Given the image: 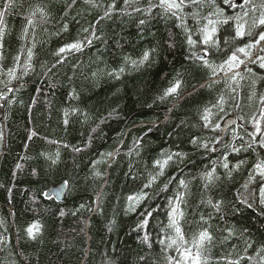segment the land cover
Wrapping results in <instances>:
<instances>
[{"label": "trees", "instance_id": "1", "mask_svg": "<svg viewBox=\"0 0 264 264\" xmlns=\"http://www.w3.org/2000/svg\"><path fill=\"white\" fill-rule=\"evenodd\" d=\"M18 2L20 6L5 18L0 48L3 68L13 67L20 54L19 79L9 83L0 75V264H168V257L178 253L175 246L167 247V240L160 241L175 236L167 227V213L178 196L185 238L191 241L202 228L213 237L206 244L209 264L236 260L264 264V212L255 201L251 208L241 202L248 190L255 196L257 186L264 183L253 167L264 153L256 144V151H245L241 140L234 138L243 136L245 147L252 143L245 129L253 131L252 118L260 119L264 68L259 62H246L251 71L241 65L235 81L230 79L232 72L222 73L224 78L211 88L201 87L211 72L194 55L200 54V45L190 48L186 43L187 29L196 39L197 20L202 25L217 8L225 15L241 9L229 8L223 0L184 2L177 19L158 8L151 16L133 11L147 8L148 0H129L128 5L115 0L111 16L100 19L113 0ZM262 2L250 0L246 7L257 6L252 15L258 17ZM37 9L46 17L42 21L37 11L35 28L23 37L25 18ZM232 31L220 27L217 39L223 41ZM86 37L92 40L90 45L56 55L63 45ZM29 48L32 69L23 75ZM144 51L150 52L149 61L133 68L131 61L139 60ZM252 52L255 59L258 48ZM222 59L212 56L211 63L216 66ZM120 67L125 71L118 79L108 75ZM177 79L178 95L161 100ZM220 96L225 112L216 120L221 127L211 131L202 126L200 115ZM230 115L237 116V124L225 132ZM32 132L37 135L29 139ZM193 137L201 146L190 142ZM233 147L241 151L234 152ZM173 153L182 155L173 156L158 175L155 161ZM225 157L228 169L222 167ZM239 161L244 163L236 168ZM212 168L220 179L205 188L204 174ZM65 182L63 202L45 197L51 186ZM129 196L139 202H129ZM209 200L220 201L221 210L216 212ZM144 220L148 223L140 227ZM33 223L39 225L35 239L26 232Z\"/></svg>", "mask_w": 264, "mask_h": 264}, {"label": "snow or ice", "instance_id": "2", "mask_svg": "<svg viewBox=\"0 0 264 264\" xmlns=\"http://www.w3.org/2000/svg\"><path fill=\"white\" fill-rule=\"evenodd\" d=\"M76 0H72L74 4ZM87 2H91V0H87ZM125 4H129V0H124ZM185 0H148V6L145 9H141L139 7L133 8L135 12L143 11L146 16H151L153 9H160L164 15L171 14L172 16H176L177 19H181V17L177 16V12L182 10V6L184 5ZM223 3L228 5L229 8H237L241 9V13H236L235 15H225V12L221 8H217L215 12L209 14V17H204L203 19L206 21L201 25L200 21L197 20L196 23L198 27L196 28V39H193V34L191 29H187L186 35V43L189 45L190 48L200 45V54L194 53L198 60L203 61L205 67L209 68L211 72V76L209 78V82L205 83L201 87L211 88L215 83L219 80H222L224 76H226L229 72H232L233 75L230 77L233 81L236 80L240 73L235 71L239 69L241 65H245V71L250 72L251 69L247 67L246 62L257 63L259 62V67L264 68V2L259 5L260 13L259 16H253L252 14L257 12V6L253 5L251 8H247L246 6L250 4V0H223ZM20 6L18 0H0V48L3 47V37L5 35L6 30V23L5 18L6 16L10 15L13 10ZM115 0L111 4L108 5L107 9L105 10L104 16L100 19H104L105 17H110L112 11L115 9ZM37 11L40 12L42 21L46 17V14L42 9H37L33 11L28 17H26V25L23 28L22 36L27 37L29 28H35V16ZM198 15V14H193ZM215 17V19L211 18ZM99 23V21H97ZM141 25L145 23L144 19L139 21ZM185 23L182 20V24ZM226 26L231 28L233 31L229 34L228 38L223 39L220 41L217 39V33L220 27ZM64 30H67V25L64 26ZM84 32H89L88 28L83 29ZM92 36L95 35V32L92 31L90 33ZM240 41V44L237 45L236 42ZM87 44H91L92 40L88 39L87 37L84 40L76 41L73 43L65 44L60 47L56 55L59 57L61 54L70 51H80L82 47ZM173 45L169 44V47ZM258 52L255 55V59H253V49H257ZM152 51H155L154 49ZM23 49H21V53ZM32 50L29 48L27 50V62L23 65V75H27L29 70L32 69L31 60H32ZM219 55L223 57L222 61L213 66L211 63V57ZM150 59V52L144 51L142 57L139 60H132L131 65L133 68H138L139 66L143 65L146 61ZM57 63H62V60H58ZM20 66V54L14 57V65L13 67L3 68L0 66V75H6L8 77L9 83L13 80H18L19 77L17 76V67ZM55 66V65H53ZM125 71L124 67H120L119 70H113L109 72V76L115 75L118 79L120 74ZM224 74L222 76L221 74ZM243 79V77H240ZM255 83V82H253ZM7 88V84L5 85ZM181 87V80L177 79L169 88H167L160 97L163 100L165 97L178 95V89ZM11 91L12 89H8ZM235 92V88L232 89ZM255 95V92L252 93ZM0 98H3L2 92H0ZM252 97L250 96L249 99ZM259 102L261 105L260 108V119H256L253 117V131H248L245 129V134L249 136L252 140V143H247L246 147L244 146L246 142L243 140V136L235 135V139H239L242 142L243 150L247 151L248 149H252L256 151L253 147L254 144L258 145L260 151L264 153V128L261 127V122L264 121V95L259 97ZM225 103L224 97L220 96L215 104L211 107H205L202 110L200 115V119L203 122L202 126L206 129H210L211 131H216L221 127L220 123H217L216 120L220 118V114L225 112V108L223 104ZM212 108H217L218 113H213ZM73 111H76L73 109ZM243 119V117H241ZM67 120H65V124H67ZM235 133V129L232 130ZM37 135V133L32 132L29 139L32 136ZM260 137L257 140V137ZM3 139V132L0 130V141ZM197 137H193L190 141L194 146H201L197 144ZM219 143L220 141H216ZM68 147V145H65ZM206 150L208 149L207 144H203ZM74 151H81L80 148H74ZM232 150L234 152L241 151V148L233 147ZM58 155V154H57ZM111 155V153H108ZM182 154L181 153H173L167 156L166 159L163 161L156 160L155 165L159 168L158 175H163L164 167L168 164L169 161L173 159V156L179 158ZM55 163V160L52 161ZM244 161H239L236 168H239ZM222 167L224 169L229 168V163L227 161V157L224 158V162L222 163ZM254 170L256 173L264 179V158H261L257 163L254 164ZM216 169L212 168L210 171H207L204 174L205 188L209 187L214 183V181L219 180L220 177L216 174ZM229 177L231 176V172L228 173ZM156 177H153L152 180L154 181ZM250 180H254L255 177L250 174ZM67 183V182H65ZM151 183V182H150ZM180 185L182 187H186L185 182L181 180ZM149 185H145L148 187ZM245 189H248V184L244 185ZM45 196H48V193H44ZM129 202L137 201L139 202L138 197L129 196ZM175 200L177 203L175 206H170V211L167 213L168 216V225L167 227L172 229L175 233L174 237L165 236L161 239L160 243L164 244L167 240V247L172 248L175 246L176 251L178 253V257H168V264H209V259L205 255L206 244H210L213 237L207 228H202L197 234H194L191 241L185 238V235L180 227V219L183 218L184 213L183 210L179 207L180 197H176ZM260 206L261 211L264 212V183L257 186V195L254 196V193L251 190H248L247 196L242 197L241 202L247 204L248 207H253V202ZM209 205H211L216 212L221 210V202L217 201L213 203L212 200L207 201ZM131 210H134L132 208ZM145 216H150L151 212H145ZM200 220L204 223L207 221L204 220V217L201 216ZM148 223L147 220H144L140 227H143ZM27 235L33 239H35V233L39 232V225L33 223L29 225L26 229ZM229 235H232V231L229 230ZM145 242L148 240V236L144 237ZM248 247H251L249 244ZM259 255V253H257ZM249 259H251L249 257ZM228 264H240L239 260L236 261H228Z\"/></svg>", "mask_w": 264, "mask_h": 264}, {"label": "water", "instance_id": "3", "mask_svg": "<svg viewBox=\"0 0 264 264\" xmlns=\"http://www.w3.org/2000/svg\"><path fill=\"white\" fill-rule=\"evenodd\" d=\"M199 1H202V0H185V3L191 4V3H196ZM240 2H241V0H240ZM7 94H8V92L5 93V95H7ZM235 122H236L235 118H231V120L226 124V127L228 128V126L230 124H234ZM66 192H67V184L66 183H60L58 185L50 187L46 192L49 195L45 196V197L47 199L54 198V200L56 202L61 203V202H63V200L65 198Z\"/></svg>", "mask_w": 264, "mask_h": 264}, {"label": "rangeland", "instance_id": "4", "mask_svg": "<svg viewBox=\"0 0 264 264\" xmlns=\"http://www.w3.org/2000/svg\"><path fill=\"white\" fill-rule=\"evenodd\" d=\"M5 97L7 96V95H4ZM249 98V97H248ZM233 115H230V116H228V118H230V117H232ZM237 117V116H236ZM262 184V183H261Z\"/></svg>", "mask_w": 264, "mask_h": 264}, {"label": "bare ground", "instance_id": "5", "mask_svg": "<svg viewBox=\"0 0 264 264\" xmlns=\"http://www.w3.org/2000/svg\"><path fill=\"white\" fill-rule=\"evenodd\" d=\"M253 4V3H252ZM194 5V4H193ZM250 5V4H249ZM60 184V183H59ZM57 185V184H56ZM68 185V184H67ZM52 187V186H51ZM47 192V191H46ZM53 199V198H52Z\"/></svg>", "mask_w": 264, "mask_h": 264}]
</instances>
